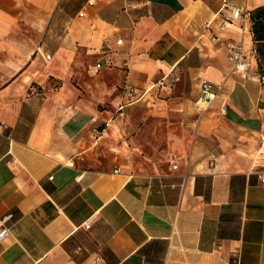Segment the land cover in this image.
I'll return each mask as SVG.
<instances>
[{
  "label": "crops",
  "instance_id": "crops-1",
  "mask_svg": "<svg viewBox=\"0 0 264 264\" xmlns=\"http://www.w3.org/2000/svg\"><path fill=\"white\" fill-rule=\"evenodd\" d=\"M263 3L0 0V219L15 216L0 264H264L253 162L264 88L249 20ZM231 4L245 18L221 28ZM232 42L251 52L247 80ZM203 79L220 89L197 115ZM139 109L169 129L157 160L135 168Z\"/></svg>",
  "mask_w": 264,
  "mask_h": 264
},
{
  "label": "built area",
  "instance_id": "built-area-1",
  "mask_svg": "<svg viewBox=\"0 0 264 264\" xmlns=\"http://www.w3.org/2000/svg\"><path fill=\"white\" fill-rule=\"evenodd\" d=\"M231 8L230 13L226 14L223 16L221 19V28H230L232 25L237 21V20H244L246 12L245 10L237 5L231 4L229 5ZM84 14V13H81ZM121 43V41H119ZM228 59L233 62V68L234 70L239 74L241 79L247 80L250 77L251 73V52L247 51L242 43H236L232 42L228 44ZM47 60L51 59L50 54L45 55ZM254 57H255V52H254ZM109 61H98L96 63V70H100L103 68L106 63ZM177 76L174 73H170L169 75L164 76L161 81L159 82L160 88L163 89H170L172 85L176 82ZM219 85L213 84L207 79H203L201 81V89L198 93V95L195 97L193 100L192 108L196 112H202L207 110L216 100L218 97L219 93ZM227 109V105L224 103L223 106L221 107V110L225 112ZM260 147L257 150V153L255 157L253 158V162L256 164V166H264V136L262 137L260 141ZM170 165H173L174 167L177 166L175 164V161L172 159L170 161ZM121 168L118 167L115 169L114 172H120ZM264 176V175H263ZM264 182V177L262 179ZM13 213H9L2 217L0 219V241L6 239L10 234V227H9V222H11L14 219ZM91 225V220H89L86 223V228H89Z\"/></svg>",
  "mask_w": 264,
  "mask_h": 264
},
{
  "label": "rangeland",
  "instance_id": "rangeland-1",
  "mask_svg": "<svg viewBox=\"0 0 264 264\" xmlns=\"http://www.w3.org/2000/svg\"><path fill=\"white\" fill-rule=\"evenodd\" d=\"M79 1L80 0H74V2H79ZM255 68L259 79L261 80V82H264V80L261 78L259 74L257 63ZM223 104L220 105V108L223 106ZM262 104L264 105V102ZM142 112L143 111L141 109L132 110L128 115L130 116V118L134 120L133 126L129 127L130 130L128 134L135 138L134 144L136 145L131 146L133 148L132 150L135 153V159L133 162L135 168L139 166L138 164H140L141 161L150 163V161L157 160V154H156L157 148L159 147L161 148L163 144V140H161L160 137L162 133L166 132V130L169 129L168 120H166V122L163 121L162 123H160L157 118H154L152 116L148 117L147 119H143L141 118ZM194 112L197 113V115L202 114V112H196V111ZM173 120L175 123H171L170 127L179 131L182 126L181 121L179 120V118L176 117Z\"/></svg>",
  "mask_w": 264,
  "mask_h": 264
},
{
  "label": "trees",
  "instance_id": "trees-1",
  "mask_svg": "<svg viewBox=\"0 0 264 264\" xmlns=\"http://www.w3.org/2000/svg\"><path fill=\"white\" fill-rule=\"evenodd\" d=\"M251 32L254 36V52L257 68L264 80V3L250 10ZM263 88H264V82Z\"/></svg>",
  "mask_w": 264,
  "mask_h": 264
}]
</instances>
